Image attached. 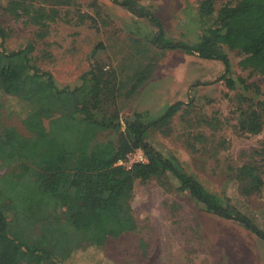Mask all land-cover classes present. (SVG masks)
Instances as JSON below:
<instances>
[{"label":"trees","instance_id":"trees-1","mask_svg":"<svg viewBox=\"0 0 264 264\" xmlns=\"http://www.w3.org/2000/svg\"><path fill=\"white\" fill-rule=\"evenodd\" d=\"M111 1L157 29L151 38L135 39L137 47L131 51L137 56L161 49L219 61L225 66L221 80L234 90L236 83L226 78L230 65L222 50L226 46L237 51L239 68L264 77V0H234L218 10L212 0L201 1L197 8L201 36L193 45L166 37L159 19L134 0ZM73 3L8 0L3 10L14 20L45 29L61 18L58 8ZM6 36L0 28L2 42ZM33 50L28 44L6 52L0 43V97L23 108L18 116L26 130L23 135L0 120V264H70L78 251L102 248L111 239L137 232L131 206L135 182L153 180L166 187L171 186V178L177 193H187L207 213L240 223L264 243V231L227 198L207 190L176 158L164 156L148 143L150 131L169 132L183 103L170 105L154 121L135 114L121 123V110L144 86L152 64L123 77L122 69L95 60L80 85L59 88L51 74L34 65ZM238 81L244 91L249 90L243 79ZM250 107L239 109L237 128L255 136L262 130V115ZM202 123L215 129L208 119ZM108 133L116 140L101 139ZM195 139L206 141L201 134ZM189 146L196 151L193 144ZM135 149L143 151L146 163L130 169L116 166ZM233 180L244 197L260 193L264 186L254 159L235 167Z\"/></svg>","mask_w":264,"mask_h":264},{"label":"rangeland","instance_id":"rangeland-1","mask_svg":"<svg viewBox=\"0 0 264 264\" xmlns=\"http://www.w3.org/2000/svg\"><path fill=\"white\" fill-rule=\"evenodd\" d=\"M134 1L159 19L169 39L192 45L200 40L197 8L203 0ZM212 1L216 10L234 2ZM7 3L0 0V28L7 35L3 42L0 38L2 48L10 52L31 44L34 65L51 74L59 88L80 85L81 77L95 60L116 71L122 69L123 77L137 67L152 64L144 86L121 110V123L132 120L135 114L142 115L146 122L154 121L170 105L183 103V111L172 119L169 132L150 131L148 143L164 156L176 158L186 173L195 176L210 192L227 198L264 231V186L260 193L244 197L233 180L234 168L254 159L264 182V77L239 68L236 50L222 45L230 64L226 78L236 83L235 89L229 90L225 79L221 80L225 66L219 61L161 49H150L145 56L133 54L135 39L151 38L157 29L111 0H74L72 6L58 8L61 18L45 29L26 24L24 19H12L3 10ZM80 13L86 17L81 18ZM239 78L250 85L248 91L243 90ZM0 102L1 123L25 135L18 116L23 108L5 96L0 97ZM249 105L262 115V130L255 136L237 128L239 109ZM203 119H208L215 129L203 124ZM199 134L206 141L197 142ZM116 138L108 133L101 139ZM192 144L194 152L189 146ZM170 182L171 186L166 187L153 180L135 182L131 206L137 232L111 239L102 248L78 251L68 262L264 264L262 240L236 221L207 213L187 193L176 192L173 178Z\"/></svg>","mask_w":264,"mask_h":264},{"label":"built area","instance_id":"built-area-1","mask_svg":"<svg viewBox=\"0 0 264 264\" xmlns=\"http://www.w3.org/2000/svg\"><path fill=\"white\" fill-rule=\"evenodd\" d=\"M147 159L141 149H135L126 155L124 160H119L116 166H123L126 169H130L133 165L144 164Z\"/></svg>","mask_w":264,"mask_h":264}]
</instances>
